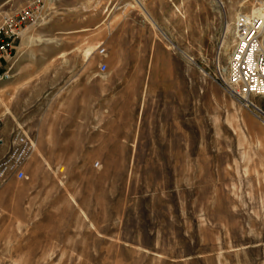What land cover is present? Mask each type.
I'll return each instance as SVG.
<instances>
[{
	"label": "rangeland",
	"instance_id": "obj_1",
	"mask_svg": "<svg viewBox=\"0 0 264 264\" xmlns=\"http://www.w3.org/2000/svg\"><path fill=\"white\" fill-rule=\"evenodd\" d=\"M261 7L47 0L0 81V264H264V123L221 83Z\"/></svg>",
	"mask_w": 264,
	"mask_h": 264
},
{
	"label": "built area",
	"instance_id": "obj_2",
	"mask_svg": "<svg viewBox=\"0 0 264 264\" xmlns=\"http://www.w3.org/2000/svg\"><path fill=\"white\" fill-rule=\"evenodd\" d=\"M257 13L241 14L236 22V43L231 51L225 75L221 83L240 104L250 109L264 123V0ZM47 0H28V4L14 14L0 18V81L13 76L18 54V44L28 26L39 25L46 20ZM106 54V48L100 49ZM107 63H100V70H107ZM17 144L12 155L5 160L8 169L15 167L17 156L25 158L32 152V143L23 133L16 136ZM17 177L25 172L20 169Z\"/></svg>",
	"mask_w": 264,
	"mask_h": 264
},
{
	"label": "bare ground",
	"instance_id": "obj_3",
	"mask_svg": "<svg viewBox=\"0 0 264 264\" xmlns=\"http://www.w3.org/2000/svg\"><path fill=\"white\" fill-rule=\"evenodd\" d=\"M141 9L146 14V16L149 18V20L152 22V24L157 26V24H156L155 20L153 19L151 13L149 12V10H147V8L143 4L141 5ZM262 17L264 18V12H263V16ZM110 34H111V31H110ZM165 36L168 39V36L167 35H165ZM94 49H95L94 45L88 47V49L85 50V57L89 58L92 55Z\"/></svg>",
	"mask_w": 264,
	"mask_h": 264
}]
</instances>
